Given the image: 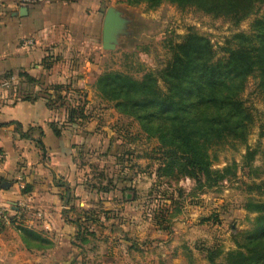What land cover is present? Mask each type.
Wrapping results in <instances>:
<instances>
[{
  "label": "rangeland",
  "instance_id": "1",
  "mask_svg": "<svg viewBox=\"0 0 264 264\" xmlns=\"http://www.w3.org/2000/svg\"><path fill=\"white\" fill-rule=\"evenodd\" d=\"M250 2L162 0L153 6L149 0H102L99 14L105 20L111 10L117 19L107 41L99 32L103 52L88 49L94 75L87 77L92 81L87 89L53 84L43 76L5 79L12 100L39 95L57 109L63 103L80 106L71 124L85 139L74 144L71 179L85 187L82 223L89 232L86 242L76 241L81 260L228 264L232 254L247 251L252 233L264 224V215L246 209L250 202L264 204V190L250 189L264 181V96L257 75L247 77L241 95L254 116L247 141L210 146L191 163L173 135L174 120L141 119L128 105L118 108V99L105 95L98 81L106 73L142 81L164 70L173 49L192 34L209 41L213 62L228 58V50L239 48L243 39L264 41V1ZM70 27L68 32H79ZM122 84L118 79L110 88L119 91ZM159 86L167 88L163 80Z\"/></svg>",
  "mask_w": 264,
  "mask_h": 264
},
{
  "label": "crops",
  "instance_id": "2",
  "mask_svg": "<svg viewBox=\"0 0 264 264\" xmlns=\"http://www.w3.org/2000/svg\"><path fill=\"white\" fill-rule=\"evenodd\" d=\"M101 2L0 0V151L5 155L0 206L14 217L20 214L19 221L0 229V264H90L81 260L83 250L76 245L85 187L71 179L74 144L85 136L68 122L66 108L39 95L12 100L11 83L4 81L43 76L53 84L87 89L92 82L87 77L94 75L88 49L103 52ZM68 25L79 32H68ZM49 61L56 63L48 69Z\"/></svg>",
  "mask_w": 264,
  "mask_h": 264
},
{
  "label": "trees",
  "instance_id": "3",
  "mask_svg": "<svg viewBox=\"0 0 264 264\" xmlns=\"http://www.w3.org/2000/svg\"><path fill=\"white\" fill-rule=\"evenodd\" d=\"M149 1L156 6L162 0ZM172 1L186 3L191 0ZM250 1L253 4L264 0ZM243 40L239 48L228 50L229 56L224 61L213 62L214 53L209 41L196 34L188 35L185 44L173 49L172 60L164 70L148 73L142 81L106 73L98 82L102 84L105 95L118 99V108L128 105L141 119L166 116L170 121L174 120L172 131L175 140L179 141L189 163L195 162L197 154L205 153L210 146L230 140L247 141L254 116L245 107L241 95L247 77L257 75L258 87L264 96V41L256 44L245 42L249 39ZM50 67L46 65V68ZM118 79L123 83L119 91L111 89L110 85ZM160 80L166 84L165 91L159 86ZM59 106L66 108L68 122L74 123L80 106H67V103ZM250 189L264 190V181ZM246 209L264 215V204L250 202ZM76 222L81 230L78 240L84 243L89 231L85 233L80 219ZM3 227L0 221V229ZM263 241L264 224H260L255 234L252 233L247 251L232 254L228 264H264Z\"/></svg>",
  "mask_w": 264,
  "mask_h": 264
},
{
  "label": "built area",
  "instance_id": "4",
  "mask_svg": "<svg viewBox=\"0 0 264 264\" xmlns=\"http://www.w3.org/2000/svg\"><path fill=\"white\" fill-rule=\"evenodd\" d=\"M30 45L31 44H28V46ZM4 161H5V155L2 151H0V168L3 166ZM19 216L20 214H17L15 217L12 216L5 207L0 206V221L3 223V225H9L14 220L19 221L20 219Z\"/></svg>",
  "mask_w": 264,
  "mask_h": 264
},
{
  "label": "water",
  "instance_id": "5",
  "mask_svg": "<svg viewBox=\"0 0 264 264\" xmlns=\"http://www.w3.org/2000/svg\"><path fill=\"white\" fill-rule=\"evenodd\" d=\"M116 15L109 10L106 14L103 26V38L107 41L110 38V34L116 24Z\"/></svg>",
  "mask_w": 264,
  "mask_h": 264
}]
</instances>
